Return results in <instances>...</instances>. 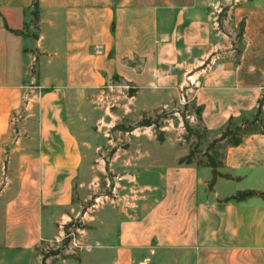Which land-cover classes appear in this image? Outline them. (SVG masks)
I'll return each mask as SVG.
<instances>
[{
    "label": "crops",
    "instance_id": "0c3cea01",
    "mask_svg": "<svg viewBox=\"0 0 264 264\" xmlns=\"http://www.w3.org/2000/svg\"><path fill=\"white\" fill-rule=\"evenodd\" d=\"M235 1L245 3L0 0V264H41L37 247L75 212L82 150L73 96L117 78L146 88L139 108L148 112L177 94L211 133L255 114L264 96V0ZM220 6L229 7L221 23ZM261 111L264 122V104ZM219 172L230 179L217 178L210 191L209 168L158 166L140 209L114 210L109 231L97 225L94 247L55 264H264V200L225 201L264 194V134L228 148Z\"/></svg>",
    "mask_w": 264,
    "mask_h": 264
},
{
    "label": "rangeland",
    "instance_id": "374dc122",
    "mask_svg": "<svg viewBox=\"0 0 264 264\" xmlns=\"http://www.w3.org/2000/svg\"><path fill=\"white\" fill-rule=\"evenodd\" d=\"M229 1L232 6L245 3ZM228 9L219 7L220 23ZM167 22L164 19L163 30H167ZM238 26L233 36L235 47L240 49ZM142 64L137 58L135 69L141 70ZM32 72H35L34 66ZM131 87L134 86L113 78L101 88L70 99L69 112L82 150L81 168L73 183L75 212L55 225L56 238L45 240L37 247L35 254L41 264L79 260L80 249L89 251L95 246L98 224L100 234L109 231L106 220L109 221L114 210L128 207L138 210L146 203L148 190L145 188L151 185V174L158 166L178 164L192 149L194 158L200 160L212 140L218 138L222 129L219 133L205 129L199 110L188 98L175 94L168 107L143 112L139 105L146 98V88L140 91ZM137 92H142L139 98ZM146 120L156 125L137 128V124ZM130 128L133 130L122 132ZM225 149L220 144L217 152L224 153ZM101 221L105 222L103 226Z\"/></svg>",
    "mask_w": 264,
    "mask_h": 264
},
{
    "label": "trees",
    "instance_id": "16d2710c",
    "mask_svg": "<svg viewBox=\"0 0 264 264\" xmlns=\"http://www.w3.org/2000/svg\"><path fill=\"white\" fill-rule=\"evenodd\" d=\"M37 2L35 1L33 8L36 9ZM33 18V25L37 22V13L33 11L31 13ZM242 30V26L240 27V32ZM36 39V36H33ZM264 104V96L258 101V107L255 111V114L251 119L247 118H230L223 129L220 131L218 138L212 140V142L208 145L207 150L200 155V160H196L194 158L195 151L194 149L190 150L189 153L181 158L178 162V165H191L194 164L197 167L209 168L212 173V180L208 185V189L211 191L214 183L217 178H222L229 180L230 177L227 175H223L219 172L220 169L224 167V160L226 156V151L228 148H235L242 144L243 138L245 136L250 135H263L264 134V122L261 119L262 114V105ZM155 126L156 123L154 121L146 120L137 124V128H148L151 126ZM133 128L122 130V132L132 131ZM220 144H224L226 146L224 153H218V146ZM258 196L264 200V194H255L253 192H239L234 197L225 200H233L236 202L244 201L248 198Z\"/></svg>",
    "mask_w": 264,
    "mask_h": 264
}]
</instances>
